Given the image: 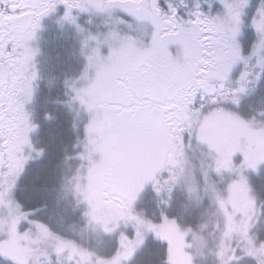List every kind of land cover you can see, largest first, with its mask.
I'll return each mask as SVG.
<instances>
[{"label": "snow or ice", "instance_id": "6c2138e0", "mask_svg": "<svg viewBox=\"0 0 264 264\" xmlns=\"http://www.w3.org/2000/svg\"><path fill=\"white\" fill-rule=\"evenodd\" d=\"M61 8L84 62L55 101L75 139L50 162L33 138V41ZM185 172L213 210L200 256L264 264V0H0V264H197L192 223L173 210ZM56 186L90 237L35 218Z\"/></svg>", "mask_w": 264, "mask_h": 264}, {"label": "trees", "instance_id": "16d2710c", "mask_svg": "<svg viewBox=\"0 0 264 264\" xmlns=\"http://www.w3.org/2000/svg\"><path fill=\"white\" fill-rule=\"evenodd\" d=\"M87 18H83L81 22L86 23ZM49 25H53V22ZM72 27L58 31L57 28H50L42 34L40 41L41 56L39 58L38 69L41 75V81L36 97V113L37 119L41 125L36 133V141L38 145H43L48 149V160L54 162L61 154L62 149L69 146L75 139V134L71 128L73 113L67 106H62L55 103L56 100H66L67 97L63 94L64 89L62 80L65 74L73 75L78 73L83 64V58L79 55V38ZM246 104L242 106V111L246 112ZM44 111H52L59 115V120L54 123H49L42 119ZM82 134V130H81ZM35 167V166H32ZM25 204V208L39 207L40 201L36 199H28L21 196ZM147 202L151 199L150 195L146 198ZM141 206V205H140ZM204 207L196 205H188L186 195L183 192H178L173 198V210L185 209V212L179 216L181 224L185 223L186 218L191 221L192 228L195 229L197 224H201L200 219L205 215ZM73 207L72 202H66L63 193L60 192L58 186L54 187L51 192V197L47 200V207L37 213V219L48 221L54 227L61 231L69 232L70 228H77L78 221L82 218L78 214H73L66 209ZM198 210H197V209ZM209 208H211L209 206ZM148 210L151 213L153 208L148 205ZM74 215L75 217H73ZM212 213L208 216L207 226L212 227ZM157 217V221H158ZM63 227L64 229H61ZM68 228V229H67ZM210 232L208 231V234ZM211 234V233H210ZM210 258V257H209ZM203 259H197L198 264H213Z\"/></svg>", "mask_w": 264, "mask_h": 264}, {"label": "rangeland", "instance_id": "374dc122", "mask_svg": "<svg viewBox=\"0 0 264 264\" xmlns=\"http://www.w3.org/2000/svg\"><path fill=\"white\" fill-rule=\"evenodd\" d=\"M60 14H62V8L60 9V12L59 13L53 14V15L49 16L46 21L44 20L45 22L42 23V28L40 30H38V32H37V38H36V40L33 41V45L35 47H38V48L40 47V45H39V39H40V36H42V31L45 32L44 31L45 30L44 28H46V31L49 30L52 27L53 28L56 27L58 31H60V29L61 30H65V29H67V28L69 29L71 27L75 30L74 26L71 25V24H69L68 22H65L63 25L58 24L56 22L58 19H56V20L53 21V25H49L50 23H52V21H51L52 20V16H54V15H58L59 16ZM50 17H51V19H49ZM83 18H87L88 19V17H87L86 14H81L79 16V22L81 24L85 25L86 27L91 28V30L93 32H95L97 30H104L103 29V23H102V21L104 19H106V18L93 17L92 18L93 19V23L91 25H87L86 23L81 22V21H83L82 20ZM72 32H75L76 33V31H72ZM76 35L78 36V38L80 40L81 37L77 33H76ZM40 56H41V50L37 54V57L38 58H40ZM37 67H38V65H37ZM40 81L38 82V84L40 83ZM35 136H36V134H35ZM35 136L33 138H34V141L37 143ZM197 183H200V187H201L200 195L201 196H204V192H203V187L204 186H203V183L200 182V180H199V173H197V175L193 178L188 172H185V174H184V176H183V178L181 180V183L176 187V189H175V191L173 193V198L175 197V194L176 193L183 192V194L186 195L188 205H190V206L191 205H196L197 207H199L198 204H197V198H196L197 194L195 192H193L191 195L189 194V187L190 186H194ZM149 195H150V197H152V194L150 192V189L148 191H146V193H145L144 196L141 197V200L138 203V207H140V208L145 207V205L147 203V201H146L147 199L146 198ZM63 196H64V193H63ZM64 199H65L66 202H70V203L72 202L73 207L75 206V201H73L70 196H68L66 198L64 196ZM203 210H205V215L200 219V222H201V224H204V223L207 224V221L206 220L208 219V216L210 214V211L212 213L213 210H212V208H209V206L207 208H204ZM72 216L75 217L74 215H72ZM201 224H197L196 228L193 229L192 234L188 238L189 241H190V243H191L190 252H192L195 256H197V259H200V258L203 259L204 260L203 262H206V260H208L209 262H212L213 263V261H212L211 258H209V257H201L200 256V251L199 250H200V241H201V238H203L204 240L210 241L211 240L210 233L212 232V227L211 226H207L206 228H201ZM76 226H77V228H70L69 231H74L77 234H82L85 238H88V237L91 236V231L85 225L83 219L79 220L78 221V224ZM61 229H64V228L61 227ZM208 231L210 232L209 234H208Z\"/></svg>", "mask_w": 264, "mask_h": 264}, {"label": "flooded vegetation", "instance_id": "af4514ba", "mask_svg": "<svg viewBox=\"0 0 264 264\" xmlns=\"http://www.w3.org/2000/svg\"><path fill=\"white\" fill-rule=\"evenodd\" d=\"M58 17V15H54V16H52V22L54 21V20H56V19H58L57 18ZM48 19V17H45V18H43V20H42V23L43 22H45L46 20ZM49 19H51V17L49 18ZM45 20V21H44ZM50 22V21H49ZM57 22V21H56ZM48 26V25H47ZM57 26V25H56ZM45 30L44 31H46V28H44ZM44 32L42 31V34H43ZM41 37L42 36H40V39H39V45H40V41H41ZM40 48V47H39ZM41 50V49H40ZM36 63H37V65L39 66V58L36 56Z\"/></svg>", "mask_w": 264, "mask_h": 264}]
</instances>
